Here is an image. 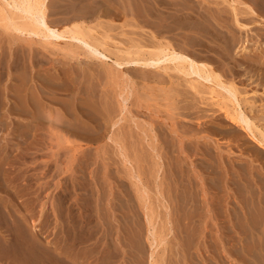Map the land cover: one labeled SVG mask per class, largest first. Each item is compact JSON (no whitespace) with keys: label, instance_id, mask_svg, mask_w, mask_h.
<instances>
[{"label":"rangeland","instance_id":"obj_1","mask_svg":"<svg viewBox=\"0 0 264 264\" xmlns=\"http://www.w3.org/2000/svg\"><path fill=\"white\" fill-rule=\"evenodd\" d=\"M107 1L47 0V20L56 28L88 25L94 29L88 28L94 31L93 36L109 34L114 47L128 48L132 38L138 40L146 33V28L136 25L139 12H129L145 0L129 4L130 0ZM107 3L112 4L110 12ZM257 12L255 20L246 22L249 26L239 32L237 25L230 32L222 27L235 39L231 57L237 58L238 69L248 75L233 78L225 63L219 60L216 64L225 70L227 78L236 81L241 96L261 105L264 11ZM228 15L233 24L232 15ZM2 18L0 12V264H73L74 254L80 255L78 264H150L151 250H155V264H242L234 259L236 249L243 253L246 236L241 231L245 204L240 196L247 189L245 184L259 185L250 166L264 173V148L242 128L224 123L225 116H220L224 112L206 91L191 92L182 80L177 86L159 84L148 80L140 69L131 68L123 75L114 68L109 74L102 68L101 59L87 56L75 42L71 45L61 40L54 45L33 33H17L5 28ZM53 82L63 85L55 91ZM18 84L25 85L21 86L23 93L34 94L33 99L38 94L43 106L30 120L32 110L21 104L25 106H20L21 111L29 112L22 111L19 125L17 116L9 112L12 105L16 106L12 91ZM171 94H181L183 97L177 98L182 101L170 98ZM108 110L115 113L112 121L105 112ZM117 136L125 138L128 145L116 142ZM246 196L248 206H253L256 201ZM253 211H249L250 218L255 216ZM151 229L158 235L155 248L150 246Z\"/></svg>","mask_w":264,"mask_h":264},{"label":"bare ground","instance_id":"obj_2","mask_svg":"<svg viewBox=\"0 0 264 264\" xmlns=\"http://www.w3.org/2000/svg\"><path fill=\"white\" fill-rule=\"evenodd\" d=\"M46 1L47 0H2V1L0 0V12L2 13V17H3L2 19L5 21V23H4L5 28H8V29L10 28L17 33H33L37 36H42V37L48 38L49 39L48 43H52L54 45L58 44L59 41H61V40L69 41L68 43H66V42L65 43L71 44V45H72V42H75V46L77 44L81 48H83L85 53L87 54V56H91V57L101 59L102 60L101 64L103 66L102 68L106 72H109V74H110V71L115 70V69H117L120 72V74H123V75L125 74V72H127V70L130 71L131 68L137 69V70L140 69L143 71V74H145V76L148 80L151 79V80L155 81L156 83L165 85L169 82L170 85H172V84L174 85L176 83V86H177L180 84L182 85V82H185V84L188 86V90H189V87L192 90L191 92H193V90H194L196 94H198V93L203 94L204 91H206L207 95L209 94L208 95L209 99L213 100L212 101L213 104L215 103L216 105H218L220 111L224 112L223 115L220 114V116H225V118L222 117L223 120L225 121L224 123L229 121V123L232 126L237 125L238 129H239V127L242 128V130L244 132H246V134L249 135L251 137V139L253 138L255 140V142H257L259 144V146L261 148H264V104L256 105V100L252 101L246 96H241L242 95L241 91L237 88V85H235L236 81L234 80L235 81L234 82L231 80L232 78L231 79L227 78L225 76L226 75L225 70L221 71L220 70L221 67L219 68V65L216 64V62H218L219 60L221 62L225 63L228 66L226 68H228V70L232 74L233 78H235L234 76H236V77L245 76L246 77L248 75L247 74L248 72L246 73L245 71H241L240 70L241 68L238 69V67H240V63L237 61V58L231 57L232 53L230 54V52H233L232 50L235 48L234 46L236 45L235 39L230 38V36H228L226 31H224L222 29V27H224V29H226V27H227L229 29V32H230V30H233V31L236 30V28H235L236 25L239 28L238 32H239L240 28L248 27L249 23H246V22H248V21L251 22V20H255L254 14H256V16L259 14L257 12V9H261L262 11H264V0H145L144 3L141 1L142 3H139V5L136 4L137 5V7L135 6L136 9H133V11H129V12L130 13L137 12V14L139 12L140 16L139 15L137 17L135 16L136 19L138 18V20L136 21L137 24L136 23L135 24L137 25V27H139V29L140 28L142 29V27L146 28V29H144L146 33L143 32L142 34H140L139 37L137 36L139 38L138 40H135L132 38V40L134 42H132L130 40L129 42H132V43H130L131 45L128 48H117L118 47L117 45H116L117 47H114L115 45L114 44L112 45V43L109 42V39H110L109 34H108L109 36L108 35L105 37L103 36V38L102 37L98 38V37H96V35L93 36V33H94L93 30L94 29L92 27H87L88 25L85 26L82 23L81 24L77 23L74 25L72 24L70 26L57 27V28L52 27L49 24L50 22L47 20V15H46L47 14L46 13V3L47 2ZM109 1H107V2H109ZM116 1H118V0H114L113 2H116ZM120 1L122 2V0H120ZM131 1L132 0H130L128 2V4ZM99 2H100V0H99ZM99 2H97V3H99ZM104 4H106V3H104ZM113 4H115V3H113ZM109 5H110V7L112 6V4L109 3L108 7L106 8L107 10H108V8H110ZM127 6H129V5H127ZM9 7L12 8V11L8 9ZM113 7H115V5ZM214 8H217V10H215ZM128 9H131V8L128 7ZM14 10H16V11H14ZM115 10L117 11L118 9L116 8ZM17 11L19 13H17ZM103 11H101V12L103 13ZM213 11H216V12H213ZM125 12H127V11H124V13ZM228 13L230 15H232V18H230V19H231V21H233V24L228 21L229 19L227 20V18H229ZM104 14H106V12ZM113 14H114V12H113ZM116 14H118V12H116ZM19 17L24 18L25 20L20 21ZM139 17H141V18L143 17V19H142L143 21L139 20ZM17 18L19 20H17ZM133 22L134 21L132 20V24H133ZM257 23H258V21H257ZM128 25H129V23H128ZM88 28H92L93 30H91V31L93 33H91L90 29L88 30ZM129 30L131 31V29H129ZM133 31H135V29L134 30L132 29V32ZM233 33H232V35H233ZM237 33H235V34H237ZM90 34H92V36ZM135 35H136V33H135ZM2 36L4 37V35H2ZM15 36H16V34H15ZM12 37H11V39H13ZM21 37H19V38H21ZM237 37H239V35ZM130 38L131 37H128V39H130ZM240 38H238V39H240ZM51 39L55 40V42H53ZM20 40L21 39H18V41H20ZM110 40H112V38ZM10 41H12V40H10ZM16 41H17V38H16ZM236 43H237V39H236ZM44 45L45 44H43V46ZM241 45H243V43ZM67 46H69V45H67ZM72 48H73V46H72ZM243 48L246 49L247 48L246 45H244ZM50 49H52V48H50ZM58 50H59V47H58ZM74 50H75V48H74ZM245 52H246V50L244 51V53ZM246 53H248V51ZM262 54H264V53H262ZM112 55H114V57H112ZM244 56H245V54H244ZM253 56H256V55H253ZM14 57H16V56H14ZM262 57H264V55ZM254 59H255V57H254ZM110 60H111V62H109ZM259 62H261V61H259ZM13 63H15V61H13ZM22 63H23V61H22ZM98 64H100V63H98ZM9 65L11 66L12 64L9 63ZM221 65H223V64L221 63ZM241 65H243V64H241ZM15 66L18 69H20L19 65H15ZM12 68H14V67L12 66ZM87 68H88V66H87ZM223 68H225V66L222 67V69ZM93 69H94V67H93ZM118 71H117V73L119 75ZM112 72H114V71H112ZM18 74H19V72H18ZM109 74H108V76H109ZM231 74H228V75H231ZM19 75H17V77ZM38 75H40V74H38ZM45 75H47V74H45ZM57 75H58V73H57ZM112 75H113V73H112ZM113 76H115V75H113ZM28 77H30V76H28ZM110 77L111 76H109V78ZM255 77H256V75H255ZM45 79H44V81L46 82L48 77L46 80ZM113 79L115 80V77ZM16 80H17V78H16ZM74 80H75V78H74ZM179 80H182V82H180ZM72 82H75V81H72ZM15 84H17V83H15ZM46 84L47 83H45V85ZM53 84H54V82H53ZM53 84L52 85L50 84V85L55 90V89H59L58 85H60L62 83L57 84V85L56 84L53 85ZM107 84H106V86H107ZM21 86H22L21 84H18V86H15L14 89H13L14 86L12 87V89H13V91H12L13 99L12 100L15 99V101H16L15 104H16L17 108H16V106L12 107L13 105L9 108L10 114H14L17 116L18 125L22 124V121L20 119L23 118L22 113L25 112V110H26V109H24L25 104L27 105V108L29 110L30 109L32 110L31 111L32 113H30V117H31L30 120H32V118L35 119L36 115L34 113L36 112V110H38V108L43 107L42 106V98L38 97L39 96L38 94H36L37 96H34L35 98L33 99L34 94L29 95L28 91H27V93H23L22 87H24L25 85L22 87ZM33 86L35 88L36 85L34 84ZM48 86H49V84H48ZM72 86H73V84H72ZM74 86H76V84ZM78 86H81V85H78ZM112 86L114 87V85H112V82H111L110 87L113 88ZM110 87L108 86L109 89H110ZM38 88H40V87H38ZM79 88L81 89V87H79ZM63 89H64V87H63ZM166 89H167V87H166ZM27 90H29V89H27ZM114 90L116 91V88ZM38 91H39V89H38ZM49 91H51V90H49ZM71 91L72 90H70V92ZM75 92H76V90H75ZM29 93L31 94V91ZM113 93H114V91H113ZM115 93H117V91ZM115 93H114V95H115ZM162 93H164V92H162ZM119 94L120 93L118 92V95H117L118 97H119ZM177 94H173V96L171 94L169 96H170V98L172 96V98L174 100L177 99V102L180 103L179 101H182V99L178 100L177 97L178 96L180 97L181 94L180 95H177ZM205 94L203 96H205ZM9 95H10V92H9ZM167 95L165 96V98L167 97ZM247 95H249V94H247ZM111 96H113V95H111ZM76 97H78V96H76ZM115 97H116V95H115ZM181 97H183V96H181ZM196 97H198V96H195V98ZM114 99H116V98H114ZM186 101H188V100H186ZM111 103H112V101H111ZM114 103H115V101L113 102V104ZM117 103L120 104L118 99H117ZM178 103H177V105H178ZM198 103H200V102H198ZM21 104H24V105H21ZM108 104H109V102H108ZM121 105L119 108H121ZM20 106H24V108H23L24 110H22L23 112L21 111L22 108H20ZM96 106H98V105H96ZM79 107H81V106L79 105ZM94 107H95V105H94ZM174 107H176V106H174ZM174 107H173V109H175ZM45 108H46V106H45ZM115 108L117 109V107H115ZM49 109H48V111H50ZM29 110H28V112H29ZM110 110H111V108H110ZM110 110L105 111V112L107 113V117H109L110 120L112 121V118H115V117H113L115 113L113 111H110ZM119 111H120V109H119ZM179 111H181V110H179ZM184 111H187V110L185 109ZM28 112H25V113H28ZM43 112L45 113V111H43ZM82 112L85 113V111H81V113ZM106 113H105V115H106ZM36 114H38V113H36ZM59 115H60V113H59ZM84 115L87 116L86 113ZM84 115L81 114V117H84ZM96 115H98V114H96ZM64 116L66 117L67 115L65 114ZM95 118L97 119V117H95ZM170 118H171V116H170ZM76 119H74V120L76 121ZM89 119H87V120H89ZM102 120L103 119H101V121ZM37 121H36V123H37ZM75 121H73V122H75ZM89 121H91V120H89ZM93 121H95V119H93ZM84 122H86V121H84ZM137 123H136V125H137ZM28 124L26 126H28ZM114 124H116V122H114ZM88 125H89V123H88ZM172 125H174V124H172ZM128 126H130V124ZM128 126H126V127H128ZM214 127H216V126L214 125ZM236 129H237V127H236ZM130 131H127L126 134L130 135L132 137ZM226 131H228V130H226ZM239 132H241V131H239ZM224 133H226V132H224ZM235 135H237V133ZM249 136H247V137L250 139ZM123 137H124V134H123ZM123 137L122 138H120V137L116 138L115 137L116 138L115 141L116 142L122 141L125 144V142H127V141ZM125 137L129 138V136H126V135H125ZM242 138H244V137H242ZM129 139H131V138H129ZM121 143H120V145H121ZM123 143H122V145H123ZM128 143L129 142H127V145H128ZM122 147H125V146H122ZM239 163H240V161H239ZM250 167H251V169H250L251 173L253 174L254 179L258 181L259 185L257 184V186H258V188H257V186L254 187L252 184L248 183V185H246V184L244 185V189H246V188L247 189L245 191L242 190V194L240 197L242 198V201L244 202L245 205H242V206H244V208L242 209L244 224L241 228L242 229L241 231H243L244 233L243 232H241V233H243V236H244V234L246 236L245 237L242 236L244 238L243 239L244 240V250L242 251V248H241V251L243 253H240V251L236 249L235 253L237 254V257L235 256L236 258H234V257L233 258L236 259L238 262H240L239 260H241L242 264H244V263L245 264H264V175H263L264 173H262L263 171L262 172L256 171L254 169L253 164ZM241 172L243 173V171H241ZM239 189H240V187H239ZM240 193H241V191H240ZM246 194L251 195L253 198L252 200L256 201V202L254 201L255 202L254 205L252 204L253 206H248V204H247L248 202L246 203V200H245V197H247ZM141 196H143V195H141ZM240 202H241V199H240ZM243 202H242V204H243ZM240 207H241V205H240ZM249 211L255 212V216L250 218L251 212H249ZM150 218L153 219V216H151ZM152 222L149 224H152ZM78 224H77V226H78ZM72 227L74 228V226H72ZM83 229H84V226H83L82 230ZM149 231H150L149 239L151 238L150 246H153L154 243L157 242V236L158 235L156 234V231H154L153 229H151ZM75 232L77 233V230ZM75 236L77 237V235H75ZM73 240H74V238H73ZM159 243H161V241ZM156 245L157 244H155V246ZM155 246H153V248H155ZM100 251H102V249ZM154 251L155 250H151L149 253L150 264H155V262H156L155 261L156 257L154 256L155 255ZM78 253H80V252H78ZM239 256H240V258H239ZM71 257H72V255H71ZM81 257H82V255H81ZM79 259H80V255L74 254L73 264H78ZM81 260H83V259H81ZM113 260H115V259H113ZM207 261H206V263H207ZM71 263H72V261H71ZM79 263H81V262H79ZM83 263L84 262H82V264ZM110 263H112V261ZM210 264H212V263H210Z\"/></svg>","mask_w":264,"mask_h":264}]
</instances>
